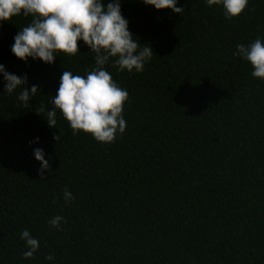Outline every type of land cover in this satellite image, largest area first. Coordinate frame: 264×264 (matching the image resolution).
Segmentation results:
<instances>
[{
    "label": "trees",
    "instance_id": "16d2710c",
    "mask_svg": "<svg viewBox=\"0 0 264 264\" xmlns=\"http://www.w3.org/2000/svg\"><path fill=\"white\" fill-rule=\"evenodd\" d=\"M121 3L154 53L141 73L105 66L129 93L126 130L109 144L73 135L59 110L56 128L46 122L63 71L85 76L95 54L78 41L75 56L25 64L11 46L31 16L0 22V64L39 86L27 106L0 95V264H264V81L234 55L264 38V0L231 20L206 0H179L181 14ZM36 147L51 157L43 178Z\"/></svg>",
    "mask_w": 264,
    "mask_h": 264
},
{
    "label": "clouds",
    "instance_id": "9594fccd",
    "mask_svg": "<svg viewBox=\"0 0 264 264\" xmlns=\"http://www.w3.org/2000/svg\"><path fill=\"white\" fill-rule=\"evenodd\" d=\"M141 3L177 14L185 11L183 6H177L179 0H141ZM206 3L209 7L222 6L224 17L231 20L242 14L249 0H206ZM21 14L31 16V22L13 37L11 52L25 64L31 58L52 65L60 53L75 56L79 53L78 41L95 54V64L85 76L63 71L57 92L50 100L53 107L47 111V125L56 128L59 110L73 129V135L83 131L98 142H114L126 130L123 108L129 93L117 84L105 66L121 73H141L154 53L151 45L141 43L129 30L121 0H0V22ZM234 55L249 62L253 69L251 75L264 81V38L257 37L247 45L237 44ZM0 75L4 82L0 95L17 93L18 101L25 106L39 92L38 85L28 86L26 73H10L0 64ZM54 139L58 141L60 136ZM39 143V137L29 142L30 146ZM33 155L43 178L45 171H51V157L46 159L40 147L33 149ZM63 199L65 205H71L75 197L65 188ZM64 222L63 216L55 215L48 224L60 231ZM20 238L28 248L23 257L34 258L40 247L39 240L28 229L22 231ZM46 260L54 261L55 257L49 254Z\"/></svg>",
    "mask_w": 264,
    "mask_h": 264
}]
</instances>
